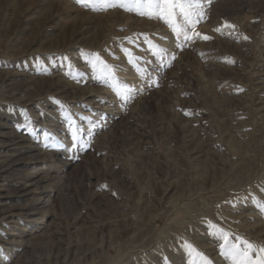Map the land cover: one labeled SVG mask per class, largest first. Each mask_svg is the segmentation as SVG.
<instances>
[{
  "label": "rangeland",
  "instance_id": "rangeland-1",
  "mask_svg": "<svg viewBox=\"0 0 264 264\" xmlns=\"http://www.w3.org/2000/svg\"><path fill=\"white\" fill-rule=\"evenodd\" d=\"M62 1L74 12L52 18L47 5L0 0V75L16 81L12 91L0 85V125L25 143L0 149L22 159L0 179V208H33L41 194L50 207L0 224L25 242L9 249L0 242V264L26 260L33 250L26 242L72 214L97 231V245L110 233L122 238L117 250L97 253L79 237L74 264L86 249L93 256L86 264H200L186 243L212 264H232L210 225L264 246V0H202L196 31L210 39L187 42L163 19ZM77 12L94 21L83 41L52 44ZM53 80L49 93L36 92ZM19 84L29 93L16 92ZM124 87L133 91L125 95ZM125 131L138 139V152L123 147ZM29 172L39 173L40 189L14 195ZM70 239L64 235V248Z\"/></svg>",
  "mask_w": 264,
  "mask_h": 264
},
{
  "label": "bare ground",
  "instance_id": "bare-ground-1",
  "mask_svg": "<svg viewBox=\"0 0 264 264\" xmlns=\"http://www.w3.org/2000/svg\"><path fill=\"white\" fill-rule=\"evenodd\" d=\"M29 2H32L33 4H38V5H47L49 10L51 11V13H53V17L54 16H60L62 14H67L68 12H74L73 9H71L70 5H68L67 3H63V1H47V0H28ZM49 11V12H50ZM69 14V13H68ZM50 15V14H49ZM44 17V16H43ZM51 17H49L48 19H46V21L39 23V25L42 26H49V24L51 23ZM128 18V17H127ZM125 19V18H124ZM92 24H94V21L92 20V18L89 15L83 14L81 12H77V14L75 15V17H73L72 19H69L65 22L62 23L61 26L58 27L57 31V35L54 37V39L51 40L52 44H63V45H73L75 43H79L81 40H78V38L80 36H82L85 32V30L88 29L89 26H91ZM6 25V24H5ZM13 28L15 26H12ZM10 28V27H9ZM16 28V27H15ZM17 29V28H16ZM15 29V30H16ZM90 30V29H89ZM34 33V32H33ZM12 34V33H11ZM37 34V33H36ZM31 35V34H30ZM32 39V38H31ZM42 40V39H41ZM35 43V42H34ZM82 44V43H81ZM54 46V45H52ZM14 77H11V74H3L0 75V85H2L4 88H10V90L12 91V86L15 84L13 82H16L14 79ZM31 82V81H30ZM39 82V81H38ZM48 85H45L46 87L42 86L40 90L36 91L39 92L40 94H47L49 93V91L54 88L57 85L56 81H51L48 82ZM21 87L18 86L16 92L18 93H29L27 92V90H25L24 87H22V84H19ZM36 85V84H35ZM38 85V84H37ZM28 86V83H27ZM35 87V86H34ZM36 88V87H35ZM31 89V87H30ZM13 90V91H15ZM33 90V89H32ZM5 91V90H4ZM30 91V90H29ZM17 93V94H18ZM38 93V95H39ZM1 99V98H0ZM144 103V102H143ZM2 127H0V149L1 148H5V150H7V148L11 151L12 150H18L20 148H24L25 147V143L23 142V140L19 137H15L13 135V133L11 132H7L5 130H3V125H0ZM185 126V125H184ZM143 128V127H142ZM163 128V127H162ZM186 131L188 130L187 127H183ZM146 129V128H145ZM124 143L125 145L123 147H128L129 152L133 153V152H138L139 148H138V139L135 136L132 135H128L127 132H124ZM174 133V132H173ZM146 135V134H144ZM106 139V138H105ZM109 139V138H108ZM107 139V140H108ZM105 142V141H104ZM111 143V142H110ZM190 143V142H189ZM192 143H198L196 138H194L192 140ZM114 146V145H113ZM201 146V145H200ZM199 146V147H200ZM192 147V144H191ZM176 148V147H174ZM198 148V146H197ZM141 149V148H140ZM171 151V150H170ZM128 152V153H129ZM184 152V151H183ZM127 153V154H128ZM190 153V152H189ZM124 154L126 155V151L124 152ZM138 154V153H137ZM141 154V153H139ZM130 155V154H129ZM128 155V156H129ZM134 155V154H133ZM19 156L18 155H14V154H3L0 153V165L3 167V170L0 172V179L2 178V180H7L8 178L5 176L8 172H13L14 169H18L17 165L21 164L22 159L17 158ZM189 156V155H188ZM125 157V156H124ZM32 158V157H31ZM35 158V157H34ZM33 158V160H34ZM126 159V158H125ZM28 160H32V159H28ZM141 160V159H140ZM191 160V159H190ZM24 161V160H23ZM109 164V163H108ZM183 166V165H181ZM125 167V166H124ZM106 168L108 169V166L106 165ZM110 170V169H109ZM112 172V171H111ZM109 173V172H108ZM139 173V172H138ZM23 174V173H22ZM113 174V173H112ZM207 174V173H206ZM137 175V174H136ZM205 175V174H204ZM107 176V175H106ZM164 176V175H163ZM208 176V175H207ZM39 173L37 172H29V173H25L23 174L20 179L25 181L26 184H24L23 186H20L16 189L13 190L12 193H14V195H19L20 197L22 196V194H27V193H31L32 191L38 190L40 189V187H38L40 185V180H39ZM167 177V176H166ZM15 178V177H12ZM19 179V178H18ZM112 179V178H111ZM159 179V177H158ZM163 179V178H162ZM12 180V179H11ZM143 182V181H142ZM156 182V181H155ZM151 183V182H150ZM153 183V182H152ZM151 183V184H152ZM120 184V183H119ZM210 186V185H209ZM1 187V186H0ZM38 187V188H37ZM83 189L85 190V194L87 196L90 197V199L97 201V194H95L94 192H92L89 189L88 185H84ZM162 189V188H161ZM165 189V188H164ZM170 189V188H169ZM67 190V189H65ZM130 190V189H128ZM203 190V189H201ZM42 191V190H41ZM166 191V190H165ZM81 192V191H80ZM166 193V192H164ZM186 193V192H185ZM184 193V194H185ZM62 194V193H61ZM129 194V193H128ZM134 194V193H133ZM65 195V194H64ZM74 195V193H73ZM80 195V194H79ZM135 195V194H134ZM186 195V194H185ZM190 195V194H189ZM83 196V195H82ZM131 196V195H130ZM179 196V195H178ZM2 197H4L1 193H0V199H2ZM81 197V196H79ZM134 197V196H133ZM188 197V196H187ZM44 194H41L37 199H35V201H37V206H34L33 208H26L23 205H13L10 206L8 208H0V224L6 222L8 224H12L15 221V219L17 217H23L25 219L31 218V216L35 217H39L42 213L41 210L46 209L49 207V204L47 201H45L44 199ZM65 198V197H64ZM109 198V197H108ZM107 198V199H108ZM178 198V197H176ZM184 198V197H183ZM180 199V198H179ZM1 202V200H0ZM106 202V201H105ZM112 202V201H111ZM170 202V201H169ZM98 201H97V205H98ZM100 204V203H99ZM109 204H111L109 202ZM1 205V204H0ZM63 205V204H62ZM68 206V205H67ZM50 208V207H49ZM69 208V207H68ZM118 208V206H117ZM120 208V207H119ZM118 210L116 211H119ZM121 210V209H120ZM114 211V210H113ZM75 212V211H74ZM111 213V212H110ZM113 214V212L111 213ZM74 214L70 215L71 218V222H67L64 225L60 224V226L62 227H58L57 230L52 231V230H48L49 232H43L42 234L39 235H35L33 237H31L29 240V242H26V244L31 245V249L32 253H30L29 257H27V259L25 260V258L22 260V258H19L14 264H74V261L79 262V259L77 258V251L78 250H82L80 248H77L76 246V240H79V237H84L89 239V241H87V243L89 245L92 244H96V238H97V231H94L92 228H89L88 230L85 229L84 226H82L79 223L82 222V220L80 219L79 214ZM112 217V216H111ZM114 217V216H113ZM158 217V214L154 217H151L149 219V221L153 222L154 219H156ZM62 218V217H61ZM82 218V217H81ZM112 219V218H111ZM110 219V220H111ZM36 220V219H34ZM107 220V219H106ZM109 220V221H110ZM117 220V218H116ZM100 222V221H99ZM98 222V223H99ZM112 222V221H111ZM115 222V221H114ZM97 223V224H98ZM104 223V222H103ZM110 223V222H109ZM108 223V224H109ZM117 224H119L117 222ZM151 224V223H150ZM95 225V224H94ZM100 225V224H99ZM101 225H103L101 223ZM74 227V228H71ZM96 226V225H95ZM112 226V224H111ZM120 226V225H119ZM259 226V225H258ZM78 227V228H77ZM264 227V226H263ZM62 228V229H61ZM101 228V227H100ZM108 228V225L105 222V229ZM114 228V227H113ZM115 229V228H114ZM54 230V229H53ZM74 230V231H71ZM131 231V230H130ZM264 231V229H263ZM73 232V233H72ZM111 232V231H110ZM118 232V231H117ZM103 233V232H102ZM124 233V232H123ZM69 235V238H73L72 240L70 239L69 241H66V248L63 247L64 244V235ZM123 236V235H122ZM127 235L124 234V237H126ZM126 240V239H125ZM28 241V240H27ZM122 241V238H118L116 239L111 233L109 235V237L107 238V241L103 240L98 242V245L93 248L95 250V252H99V253H103V252H107L108 250H111L113 248H115V250H117L116 248H118V243H120ZM0 242H3L2 247L9 249L6 244H8L9 246H11L12 248H16L17 244L18 245H23L25 244V242H23V240H21V234L19 232H17L16 234H4L0 231ZM82 242V241H81ZM78 243V242H77ZM80 243V241H79ZM78 243V244H79ZM86 243H84L85 245ZM47 245H49V248H47ZM84 245H83V250H84ZM93 245V246H94ZM79 246V245H78ZM137 248H141L140 246H135L134 249ZM119 250V249H118ZM27 251V250H26ZM29 251V250H28ZM25 253V251H24ZM28 253V252H27ZM85 253V257L82 259V262L86 264V262L90 259V254L89 250H84ZM82 253V254H83ZM26 254V253H25ZM29 254V253H28ZM93 257V256H92ZM78 259V260H77ZM25 261V262H24ZM4 264H8L9 262H3ZM81 263V262H80ZM82 263V264H83ZM88 264V263H87Z\"/></svg>",
  "mask_w": 264,
  "mask_h": 264
},
{
  "label": "snow or ice",
  "instance_id": "snow-or-ice-1",
  "mask_svg": "<svg viewBox=\"0 0 264 264\" xmlns=\"http://www.w3.org/2000/svg\"><path fill=\"white\" fill-rule=\"evenodd\" d=\"M76 3L92 11H108L119 7L150 19H163L172 28L176 38L185 42L192 41L196 37L204 40L210 39L196 31L197 25L204 16L202 0H76ZM225 27L234 29L235 26L225 22ZM215 31L220 32L221 29L217 28ZM244 39L248 38L245 36ZM127 54L131 56V53ZM93 55L95 61L103 63L98 54ZM172 59L175 57L173 56ZM226 62L234 63L230 60ZM105 67L108 66L105 65ZM109 71L111 72V69ZM132 91L131 88H123L125 95H129ZM258 206L264 207V205ZM210 228L214 229L211 234L220 242L221 254L230 259L232 264H264V246H256L239 236L233 239L228 232L216 225H210ZM185 246L191 254L198 258L200 264H212L192 244L186 243Z\"/></svg>",
  "mask_w": 264,
  "mask_h": 264
}]
</instances>
